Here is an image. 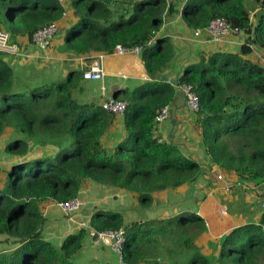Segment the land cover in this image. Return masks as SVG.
Returning <instances> with one entry per match:
<instances>
[{"label": "trees", "instance_id": "trees-1", "mask_svg": "<svg viewBox=\"0 0 264 264\" xmlns=\"http://www.w3.org/2000/svg\"><path fill=\"white\" fill-rule=\"evenodd\" d=\"M112 1H71L76 20L68 24L59 49L81 56L142 46L145 71L154 79L132 91H115L128 105L125 135L114 148L103 138L116 115L73 95L84 80L82 70L34 85L31 92H14L12 55L0 53V100L5 104L0 108V137L12 127L29 138L9 141L5 148L21 160L0 181V264H80L89 229L68 234L57 247L45 231L47 217L40 204L75 199L94 183L131 193L145 209L157 201L156 193L192 186L204 174L200 163L177 144L161 139L156 121L176 95L174 85L160 79L177 61V47L160 34L175 7H167L168 0H135L131 10L116 16ZM66 9L59 0H0V29L15 42L18 36L32 41L40 28L59 22ZM182 17L193 31L223 17L246 35L236 52L202 53L198 62L185 67L178 83L192 85L199 97L196 122L209 171L235 173L242 180L235 186L263 181L264 65L252 53L256 47L264 51V0H186ZM256 208L254 218L259 217L213 241L217 249L211 255L198 244L208 226L189 210L128 222L121 211L95 208L89 226L97 231L125 229V264H264V206Z\"/></svg>", "mask_w": 264, "mask_h": 264}, {"label": "crops", "instance_id": "crops-1", "mask_svg": "<svg viewBox=\"0 0 264 264\" xmlns=\"http://www.w3.org/2000/svg\"><path fill=\"white\" fill-rule=\"evenodd\" d=\"M68 2L70 3V1ZM68 2L66 3L67 15H64L58 22L60 25V31L53 39L52 44L48 50L49 58L47 59L42 57V51L32 41H29L26 36H18L17 42L23 46V51H26V53H29L30 55L29 57L22 58L12 55L11 64L13 65L14 69L16 68L17 70H20L21 68L27 66L29 62L33 61L35 62L36 67L40 71L46 69L49 73H52L53 77H66L71 70H82L84 66H87L88 64L91 65L93 60L99 58L100 56H103L104 70L106 73L104 83L109 88V92L114 95L116 90L122 89L132 91L134 88L138 87L145 81L154 79L153 76L149 75L145 71L144 63L141 59V54L121 55L115 50L113 53L93 52L91 54L77 56L70 51H60L59 46L64 44L66 28L70 25V21L76 20L75 10L72 8V5H69ZM185 2L186 0H168L167 7L170 8V5H173L175 7V12L169 15H166L167 13H165L166 18H164V24L160 29V34L171 38V40L178 49V54L176 56L177 61L172 71L164 75L165 80L171 82L174 85L176 89V95L173 102L169 106L170 116L168 119H166L163 123L159 125L158 132L159 135H161V139L163 141H169L177 144L187 156H190L197 162H199L203 169V172L205 173V171L209 170L210 164L209 158L205 154L204 145L200 137L201 130L196 122L195 112L190 110L187 106L185 93L180 87L178 81L180 76L183 74L185 67L189 64L198 62L202 53L221 50L236 52L240 49L242 43L246 42L247 38L246 35L243 33L238 35L235 34L233 36H230L229 39H227L223 44H218L211 41L206 34H203L201 37H195L193 29H191L186 24L182 17V10L185 5ZM255 49H257L260 53H263V51L260 50L258 47H256ZM255 56L256 55L252 53L253 59H256ZM106 79L107 81H111V83H108ZM101 85L102 82L99 85V91L95 88V91L100 93L99 96L91 94L90 85H88L86 83V79H84L82 83H80V85L75 88L73 95L80 101L94 102L100 105L101 101L103 100L100 90ZM84 99H88V101ZM124 135V115H116L112 125L108 128V131L106 132L103 141L107 147L114 148L116 143L123 139ZM20 160L21 159L17 158L14 159V157L10 155L9 162H7L6 165H1V168L3 170L1 172L4 173L3 175L6 176V172L11 168L12 164ZM228 174L231 176H235L233 180L234 184L242 182V180L239 179L235 173ZM206 175L208 176V174ZM203 177L204 174H202L201 179H203ZM202 181H204V179ZM86 186L89 187L88 185ZM86 186L81 190L79 196L81 195V193L83 194L84 191L86 193V190L88 189L86 188ZM188 187L190 186H184L182 188L187 189ZM220 187L222 188V186ZM179 190H181V187L179 188ZM120 191L122 192L123 190ZM169 191L172 190L163 191L161 193L164 194ZM123 192L128 193L126 191ZM161 193H156L155 197ZM128 194L132 196L131 193ZM205 201L206 202L202 203L207 204V207H205L203 204L202 211H200V209L198 210L207 222L208 232L206 234H209L213 238H218L223 234L227 233L228 231L232 230L233 228L247 223L245 222L247 217L244 218L245 216L242 215H237V219L234 220L232 213H229V207L227 215L219 214L218 206H223L224 204L220 203V201H218L216 198L210 197L208 200L206 198ZM86 203L88 206V203L90 202L87 201ZM39 207L47 217L46 226L47 223H50L49 228H53L54 226L60 230V226H63L66 227V231L69 230L68 224L61 217L57 209V207H59L58 204L43 203L40 204ZM189 211H192V209H189ZM178 212L179 211L175 210L174 215ZM88 219L89 218H87V220ZM85 220L86 218H84V221ZM83 222L78 223V229L83 227ZM72 224H76V221L72 222ZM71 227L72 229H74V226L71 225ZM85 228L89 229L90 232V226ZM45 231H47V229ZM65 233L66 232L61 231L58 237H63ZM48 236H51V234L49 233ZM79 257L82 259V264H125L113 251L111 242L109 243L104 240L100 243H94V241L90 237V234L86 239L85 249L82 253H80Z\"/></svg>", "mask_w": 264, "mask_h": 264}, {"label": "rangeland", "instance_id": "rangeland-1", "mask_svg": "<svg viewBox=\"0 0 264 264\" xmlns=\"http://www.w3.org/2000/svg\"><path fill=\"white\" fill-rule=\"evenodd\" d=\"M68 1L71 2L73 0H67V2ZM122 1L123 0H118L115 3V1L113 0L111 3V7L114 10L116 16L121 12L123 13V11L131 10L132 3L135 0H126L125 3H122ZM129 1H131V3ZM256 11L257 8L254 10V12ZM252 17L253 19H255L254 13L252 14ZM262 54H264V51ZM23 59H28V58H23ZM15 79H16L15 85L12 91L20 92L27 90L31 92L34 85L43 84L47 81L56 80V77H53L52 73H49L46 69L40 71L36 67L35 62L32 61L29 62L27 66L21 68L20 70H17L15 68ZM107 82L111 83V81L109 80ZM86 83L90 85L91 94L97 96L100 95L99 92L95 91V88L96 89L99 88V85L101 83L100 80H86ZM84 100L88 101V99H84ZM4 106L5 104L3 100H0V108ZM19 138L29 139L27 136L20 134L17 130L12 129V127H9L7 129V133H5L3 137H0V172L3 171L1 165H6L7 162H9L10 160V155L7 154L5 151L7 143L9 141H15ZM30 143L31 145H33L32 152H34V138L30 139ZM52 150L54 151L56 149L53 148ZM15 158L16 157H14V159ZM52 160L54 162L56 158ZM3 174L4 173L1 172L0 181H3L5 179V176ZM206 174H208V176ZM234 178L235 176L229 175V182L233 185L231 191L226 192L224 188L220 187L221 182L220 183L218 182L215 170L212 169L210 171L209 170L205 171L203 177L204 181H202L203 179L200 178L194 185L188 187L187 189L181 187V190L178 189L176 191H169L164 194L163 193L158 194L156 196L157 201L154 204H152V206L145 209H142V207L138 206V203L134 195L131 196L130 194L124 193L123 191L121 192L118 189H114V188L109 189V188H105L106 186L103 185L96 186V184L90 183L92 186L91 185H88L89 187L86 186V188H88L86 190V193L84 191L83 194L81 193L82 196L81 195L79 196L84 202L83 205L84 208H80L79 210L73 213H66L62 208L57 207L61 217L68 224L69 230L66 231L65 230L66 227L63 226H60V230L54 226L53 228L52 227L49 228L50 223H47L48 227L46 226V229L48 232L46 231V233L47 235H49L50 233L51 236H49L48 238L54 243V245L60 247L62 240L68 234L72 232H77L79 230L78 223L83 222L84 218H86V220L83 222L84 224L83 227H89V219L91 218V215L94 213V209L97 207L103 209L104 208L116 209L118 211H121L125 214V217L128 222L136 219H147V218H155V217L163 218L169 215L173 216L175 210L184 211L189 209H192V211L190 212L193 213L199 212L198 214L205 220V218L200 214V211H202V207L204 204L202 202H206L205 201L206 198L208 200L210 197L216 198L218 201H220V203H223L224 207H226L227 210L229 207L230 209L229 213H232L234 220L237 219V215H242L245 216L244 218L247 217L245 222H248L250 220L255 219L254 218L255 215H259L258 212H256V210H258L256 207L259 206V204H261V206L263 204L264 206V180L258 183L245 181L243 182L242 185L235 186L233 181ZM237 188H241V189H237ZM87 201L92 203L93 205L91 207H88L86 203ZM204 206L207 207V204H204ZM219 206H218V212L219 214H221ZM198 209H200V211ZM251 211L253 212L252 214L254 215L252 218L249 215ZM191 217H193V214L189 216V218ZM87 218L89 219L87 220ZM257 218L258 216L256 217V219ZM75 221L76 224L73 225L72 222ZM71 225L74 226V229H72ZM194 226H199V224L195 222ZM61 231L66 233L63 237L59 238L58 236ZM194 234L195 232L194 233L192 232L191 235L192 237L196 238L195 236H193ZM220 237L213 238L209 234L205 233L198 240V244L201 246L202 250L207 255H211L213 252L216 253L217 247L215 243L219 240ZM2 238H4V236L0 235V239ZM213 241H215L214 244ZM78 262L82 264V259L80 257H78Z\"/></svg>", "mask_w": 264, "mask_h": 264}, {"label": "built area", "instance_id": "built-area-1", "mask_svg": "<svg viewBox=\"0 0 264 264\" xmlns=\"http://www.w3.org/2000/svg\"><path fill=\"white\" fill-rule=\"evenodd\" d=\"M64 6H66V0H59ZM67 15V9L64 11L63 16ZM60 31V25L58 22L50 23L40 28L33 34L32 42L42 51L41 56L44 58H49L48 50L52 44L53 39ZM195 37H201L203 34H206L209 39L215 43L223 44L230 36L239 33L237 28H234L231 23L223 17L213 20L207 27L198 28L193 31ZM116 52L121 55L126 54H141L142 46L137 45L134 47L130 46H119L116 49ZM0 53L10 54L18 57H29V53L23 51L21 45L13 41L12 35L10 32L0 29ZM254 55L256 59L264 65V54L260 53L257 49L254 48ZM83 78L86 80H100L102 85L100 86L101 94L103 100L100 105L108 112H111L115 115H124L128 102L126 100L118 99L114 94L109 92V88L105 85L106 73L104 70L103 56L92 61L91 65L84 66L83 69ZM180 87L183 89L186 97V103L190 110L196 112L200 108L199 97L194 91L193 86L189 84H180ZM170 116V107L166 106L161 109L159 114L156 116V121L160 125ZM216 172L217 180L220 183L222 188L226 192L231 191L232 185L229 182V175L227 172L222 169H213ZM239 183V182H238ZM84 205L83 200L80 197L75 199L58 203V206L62 208L66 213H73ZM221 215H227L228 210L226 207L220 206ZM90 237L94 243H100L105 240V237L111 239V246L113 251L119 256L120 260L122 259V249L123 244L126 240L125 229L120 228L118 230H107V231H97L95 229H90Z\"/></svg>", "mask_w": 264, "mask_h": 264}, {"label": "water", "instance_id": "water-1", "mask_svg": "<svg viewBox=\"0 0 264 264\" xmlns=\"http://www.w3.org/2000/svg\"><path fill=\"white\" fill-rule=\"evenodd\" d=\"M160 79H161V80H164V79H165V76H164V75H161V76H160ZM88 206L91 207V206H92V203H88ZM105 240H106L107 242H109V243L111 242V239H110L109 237H105Z\"/></svg>", "mask_w": 264, "mask_h": 264}, {"label": "clouds", "instance_id": "clouds-1", "mask_svg": "<svg viewBox=\"0 0 264 264\" xmlns=\"http://www.w3.org/2000/svg\"><path fill=\"white\" fill-rule=\"evenodd\" d=\"M66 3H67V0H66ZM18 43V42H17ZM21 45V44H20Z\"/></svg>", "mask_w": 264, "mask_h": 264}]
</instances>
